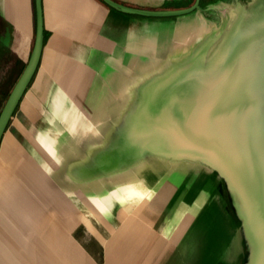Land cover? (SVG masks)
I'll return each instance as SVG.
<instances>
[{"label": "crops", "instance_id": "crops-1", "mask_svg": "<svg viewBox=\"0 0 264 264\" xmlns=\"http://www.w3.org/2000/svg\"><path fill=\"white\" fill-rule=\"evenodd\" d=\"M257 2L200 0L150 16L103 0H42L40 62L0 143V264L188 263L222 178L207 147L214 131L201 128L264 63ZM36 25L35 0H0V47L15 58L0 59V101ZM213 215L219 228L223 211Z\"/></svg>", "mask_w": 264, "mask_h": 264}, {"label": "water", "instance_id": "water-1", "mask_svg": "<svg viewBox=\"0 0 264 264\" xmlns=\"http://www.w3.org/2000/svg\"><path fill=\"white\" fill-rule=\"evenodd\" d=\"M103 1L106 2L108 5L127 13L150 16H170L186 13L199 7L200 3V0H195L192 6L184 9L147 10L131 7L116 0ZM35 4L37 23L35 41L29 59L27 60L26 66L23 72L21 73L20 77L18 78L17 82L15 83L0 113V143L4 132L8 126V123L25 90L31 82L40 62L44 45V19L42 0H35ZM259 71L260 73L258 75V78L250 80L254 84V97L251 101L249 109L241 119L234 132L231 134L225 151L218 157L212 156V148L218 137V133L215 130L216 121L217 119L222 121L226 116L225 113H217L218 110L214 113L215 116L212 122L208 123V126H211V129L212 131H214V134L209 139L207 147H209L211 150V161L214 164L216 163L222 172L221 180L226 176L225 171L227 167H231L233 170L231 178L226 177L223 181L224 183H227L228 189H231L230 187L234 185L235 189L239 191L244 197V201H242L241 195L240 198H235L232 197L231 191H228L227 195L228 198H230V207H234L236 210H238L237 213L240 210L248 209L254 225L256 226V228L259 229V231H261V234L264 236V133L257 132L258 127H262L261 125L264 124V122H262L261 125L259 124V121L264 119V82L261 78V74L264 76V63H261V65H259ZM247 118L248 120L246 121ZM244 123L245 125L243 126ZM250 127L252 128L250 130V133L248 134ZM241 128L242 130H240ZM262 129H264V127H262ZM238 133V138L240 139V142L244 143L243 146L244 148H246L245 151L241 150V145L237 146L236 144H232L234 142L233 140L235 138V135ZM243 157H245L244 162L242 160ZM226 158L229 161L228 166L226 164ZM243 202L247 205V207L242 206ZM238 216L240 217L239 213ZM261 264H264V259Z\"/></svg>", "mask_w": 264, "mask_h": 264}, {"label": "rangeland", "instance_id": "rangeland-1", "mask_svg": "<svg viewBox=\"0 0 264 264\" xmlns=\"http://www.w3.org/2000/svg\"><path fill=\"white\" fill-rule=\"evenodd\" d=\"M257 1H258L257 2L258 5L256 6L253 4L252 6L253 8L257 7L255 9L260 10V12L257 13L256 12L257 10H254V14H257L260 21H263V23H260L259 26H264V0H257ZM263 36L264 34L262 33L260 35V38L258 39L261 41V38ZM0 59L3 61H7L8 63H11V65L12 63L13 65L15 63L14 55L13 54L11 55V53H9L7 49H2L1 47H0ZM257 66L259 67V65ZM261 78L262 81L264 82V76L262 74H261ZM11 87L10 88L12 90L13 86L11 85ZM5 98L7 97L2 96V100L0 102L2 103V101L5 100ZM1 103H0V111H2L1 109H3L2 108L3 105ZM247 120L248 118L246 119V121ZM262 122H264V119L260 120L259 124L261 125ZM245 123L243 124V126L245 125ZM263 125L261 126L264 127ZM262 127L260 126L258 127L257 130L258 133L259 132L264 133V129H262ZM251 128L252 127H250L248 134L250 133ZM240 130H242V128ZM238 136L239 133L235 135V138L233 140L234 142L232 144H236L237 146L241 145L240 146L241 150L245 151L246 148H244L243 146L244 143L240 142ZM242 160L244 162L245 157H243ZM228 163L229 161L227 159L226 160L227 166ZM232 174H233L232 168L227 167L225 171V175H226L225 178L226 177L231 178ZM225 178H223L220 181L219 187L218 189H216L214 193L212 203L209 204L208 207H206L207 209L204 214V219L198 223V228L200 229V233L202 234L201 237H198L199 234L198 231V234H195V237L193 236L190 237L189 239L190 248H189V253L187 254L188 258H186V262H188L187 264H220V262H217L218 259H223L221 260V264H255V263L261 264V262L264 259V236L261 234V231H259V229L256 228V226L254 225L248 209L240 210L238 212L240 214L239 217L237 213L238 210H236L234 207H230L229 205L230 198H228L227 195L228 191H231L232 197L235 198L236 197L240 198L241 195L242 201H244V197L239 191L235 189L234 185L230 187L231 189H228L227 183H224L223 181L225 180ZM218 195H219V200H218L219 202L217 201ZM242 206L247 207V205L244 202ZM218 209L221 214L222 211L224 214L219 216L223 222V223L221 222L222 226L219 225V228L217 227V223L220 222V220L217 222L212 221V218L214 217L213 214L214 213L216 214V210L218 211ZM235 213L238 217L235 215ZM234 224H236L235 230L232 228ZM221 229L223 233L219 231ZM231 232L233 236L237 235V237L235 238L233 237L232 239ZM241 235H242V241L240 238ZM220 237H223L225 239V240L223 239L226 248L225 255L221 254L222 251L224 250V247L223 245H221L223 241L222 242L220 241ZM215 239H219L220 243H216ZM219 246L220 249L217 250V253H213L215 251L212 250L213 247L219 248Z\"/></svg>", "mask_w": 264, "mask_h": 264}, {"label": "bare ground", "instance_id": "bare-ground-1", "mask_svg": "<svg viewBox=\"0 0 264 264\" xmlns=\"http://www.w3.org/2000/svg\"><path fill=\"white\" fill-rule=\"evenodd\" d=\"M253 85V82L250 80L242 81L233 89L219 107L217 113H225L226 116L222 121L219 119L216 121L215 130L218 133V137L212 148L213 157H218L225 151L231 134L234 132L243 116L247 113L254 97ZM214 116L215 114L209 118L201 130L208 127V123L212 122Z\"/></svg>", "mask_w": 264, "mask_h": 264}, {"label": "trees", "instance_id": "trees-1", "mask_svg": "<svg viewBox=\"0 0 264 264\" xmlns=\"http://www.w3.org/2000/svg\"><path fill=\"white\" fill-rule=\"evenodd\" d=\"M19 77V76H18ZM18 77H17V79H18ZM17 79L15 80L16 82H17ZM8 98V97H7ZM7 98H6V100H7ZM6 100H5V102H6ZM5 102H3V106H4V104H5ZM3 106H2V108H3ZM2 110V109H1ZM0 113H1V111H0Z\"/></svg>", "mask_w": 264, "mask_h": 264}]
</instances>
